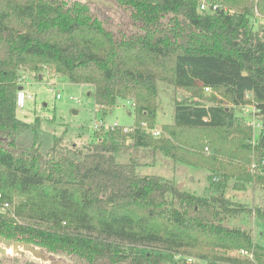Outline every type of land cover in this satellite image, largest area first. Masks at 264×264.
<instances>
[{"label": "trees", "instance_id": "16d2710c", "mask_svg": "<svg viewBox=\"0 0 264 264\" xmlns=\"http://www.w3.org/2000/svg\"><path fill=\"white\" fill-rule=\"evenodd\" d=\"M104 1L114 8L0 0V194L11 204L17 199L0 216V237L83 264H180L182 249L202 244L253 256L249 263L214 255L205 264H264V245L225 224L245 214L264 227V207L234 204L225 193L229 180L235 189L264 187V165L250 170L264 159V129L254 140L251 125L235 112L252 103L264 124V29L251 26L254 11L264 16V0H220L214 14L199 13L188 0ZM120 11L124 24L113 20ZM42 67L92 85L103 111L130 100L132 132L114 128L84 151L62 147L39 120H19L20 73L39 75ZM158 82L190 97L174 103L173 123L154 138L141 124L155 129ZM127 141L207 170L206 194L139 176L133 161L118 162Z\"/></svg>", "mask_w": 264, "mask_h": 264}, {"label": "rangeland", "instance_id": "374dc122", "mask_svg": "<svg viewBox=\"0 0 264 264\" xmlns=\"http://www.w3.org/2000/svg\"><path fill=\"white\" fill-rule=\"evenodd\" d=\"M63 1L71 3L73 1L84 2L86 0ZM215 1L220 3V0ZM224 6L226 8L229 7L227 5ZM113 18L114 23L124 24L121 11L120 16L114 15ZM251 26L254 31H258L260 28L264 29V16L254 11V15L251 18ZM40 72L39 75L37 72H30L28 70L20 73L18 83L26 92V95L28 94L31 97L26 99L23 109L16 108V116L19 120L27 123H33L35 120H39L41 131L61 138L62 147H76L85 151V148L95 141L94 136L105 133V128L99 126V122L102 124L104 122L105 125L117 122L124 127L133 125V113L131 116H127V111L130 109L127 102H131L130 100L119 103V105L123 104L124 107H122L123 105L119 106L111 112L104 114L105 112H102L104 109L95 105L93 98L94 87L92 85L70 83L64 76L55 73L53 68L50 67H42ZM57 94L60 96L59 98H56ZM206 94L209 95L207 92ZM189 97L190 95L183 90L158 82L157 114H160L162 120L158 119L155 128L161 130V124L170 123V119L174 114V103L176 101L187 100ZM247 98L251 100V96ZM253 110L252 103L235 108L237 115H243L247 122L254 124L251 127L253 130V139L255 140L259 132L264 129V124L254 116ZM73 111L76 113L74 114ZM126 144L117 153L116 160L122 163L134 160L137 164L136 173L139 176H160L171 181L174 185L179 186L181 184L180 190L199 196L206 194L207 188L209 187L207 180L209 172L207 170L176 163L170 158L161 155V153L153 156L148 149H136L130 142ZM167 162H172L175 164V167L172 163L167 164ZM235 182V180L228 181L225 191L228 196L227 198L234 204H240L248 208L264 207L263 186L245 184L242 189H235L233 187ZM16 201L17 199L14 198L12 204ZM7 218L12 217L7 216ZM235 219L228 218L225 224L229 226H240L252 234L256 243L264 245V227L259 221L245 214ZM23 222L28 223L24 220ZM152 247L157 248L156 246H150L149 248L152 249ZM35 248L39 250V254L43 256L42 258H35L29 251L20 250L16 252L9 247H5V254L3 255L1 264H23L24 261L32 262L33 264H83L82 261L74 257L50 254L38 247ZM214 255L230 256L242 261L248 260L249 263L253 261V259L250 260L238 256L237 250L235 249L213 248L206 244L182 249L177 254L176 260L180 264L186 263L187 259H190L192 264H205Z\"/></svg>", "mask_w": 264, "mask_h": 264}, {"label": "built area", "instance_id": "2783aa9c", "mask_svg": "<svg viewBox=\"0 0 264 264\" xmlns=\"http://www.w3.org/2000/svg\"><path fill=\"white\" fill-rule=\"evenodd\" d=\"M188 1L194 2L196 4L197 11L201 14H214L216 11H219L220 8H222L221 5L217 3L215 0H188ZM205 92H209V89L205 88ZM30 97H31L30 95L28 94L26 95V92L22 88L18 90L16 94V108L23 109L25 106L26 99ZM59 97L60 96L57 94L56 98H59ZM127 104L133 107V104L131 102H127ZM253 111H254V116H255V109ZM248 124L251 126L254 125L253 123H250V122H248ZM99 126L104 127L105 132L109 130H113L114 128H121L122 132L124 134H127V133L132 132L133 130L132 126L124 127V126L119 125L117 122H114L113 124H108V125H105L104 122L103 124L99 122ZM141 127L147 134H150L154 138H157L160 135L159 130H157L156 128L149 129L147 128L145 123H142ZM205 152L208 153L207 148H205ZM261 165H264V159L261 162L259 160H254L250 165V170L255 171L256 168H258V166H261ZM11 210H12V204L9 201L5 200L3 195L0 194V216L8 215L11 212ZM237 253H238V256L242 258H246L250 260L253 259L252 254L247 252L246 250L241 249V250H238ZM184 264H192V262L190 259H187V262ZM199 264H203V263H199Z\"/></svg>", "mask_w": 264, "mask_h": 264}, {"label": "water", "instance_id": "95a60500", "mask_svg": "<svg viewBox=\"0 0 264 264\" xmlns=\"http://www.w3.org/2000/svg\"><path fill=\"white\" fill-rule=\"evenodd\" d=\"M86 2H91V3H95L97 5H100L101 3H103L105 6H111L114 8V6L104 0H86ZM245 75V74H243ZM40 78V76H39ZM21 89V87H20ZM18 89V90H20ZM73 113L75 114L76 112L73 111ZM181 189V184L178 186V190ZM228 197V196H227ZM11 248L13 251L19 252L20 250L22 251H29L33 254V256L35 258H42L43 256L41 254H39V250H37L36 248L34 249V247L30 244L24 243V242H14L11 240H7L4 239L3 237H0V255H4L5 254V249L4 248Z\"/></svg>", "mask_w": 264, "mask_h": 264}, {"label": "crops", "instance_id": "0c3cea01", "mask_svg": "<svg viewBox=\"0 0 264 264\" xmlns=\"http://www.w3.org/2000/svg\"><path fill=\"white\" fill-rule=\"evenodd\" d=\"M123 104H120V105H118L117 107H119V106H122ZM117 107H115V108H117ZM122 107H124V105L122 106ZM129 108L131 109V106H129ZM114 109V108H113ZM113 109H109V110H107V111H102V112H105V113H108V112H111ZM129 109V111H127V116L129 117V116H131L132 115V112H131V110ZM158 119H161L160 118V114H157V119H156V122L158 121ZM173 117L170 119V123H168V124H164V125H171L172 123H173ZM162 120V119H161ZM163 124H161V126H162ZM160 126V127H161ZM157 127V126H156ZM159 127V128H160ZM156 129H158V128H156ZM160 131V130H159ZM129 142V141H128ZM128 142H126L127 144H128ZM126 144V145H127ZM127 147H129V146H127ZM134 149V148H133ZM157 155H159V152H157V153H155V154H153V156H157ZM162 155V154H161ZM133 162H134V160H133ZM170 163H172V162H167V164H170ZM172 165L175 167V164H173L172 163ZM137 168V167H136ZM137 171V170H136Z\"/></svg>", "mask_w": 264, "mask_h": 264}, {"label": "flooded vegetation", "instance_id": "af4514ba", "mask_svg": "<svg viewBox=\"0 0 264 264\" xmlns=\"http://www.w3.org/2000/svg\"><path fill=\"white\" fill-rule=\"evenodd\" d=\"M3 256V255H2Z\"/></svg>", "mask_w": 264, "mask_h": 264}]
</instances>
